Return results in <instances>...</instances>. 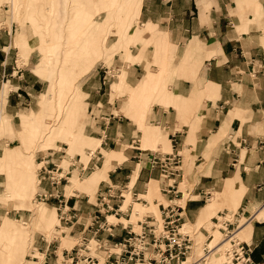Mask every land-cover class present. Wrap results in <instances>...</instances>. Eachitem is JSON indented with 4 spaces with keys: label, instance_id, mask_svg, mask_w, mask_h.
I'll list each match as a JSON object with an SVG mask.
<instances>
[{
    "label": "crops",
    "instance_id": "crops-1",
    "mask_svg": "<svg viewBox=\"0 0 264 264\" xmlns=\"http://www.w3.org/2000/svg\"><path fill=\"white\" fill-rule=\"evenodd\" d=\"M133 1L118 0L117 3L121 9L129 7L131 9L135 4ZM137 1L140 22L137 25L142 28V32L138 33L140 36L138 40L147 41L154 37L155 42L167 44L164 41L166 39L173 49L171 56L175 61L169 72L176 73L177 78L172 82V87L167 88L171 91L166 90L164 78L162 80L161 77L166 70L152 68L156 67L152 64L155 47L147 46L143 60L126 67V82L123 88L127 93L130 92V95H127L126 108L132 112L128 96L137 97L140 92L150 89L153 90L152 94H155V90H158L157 102L161 99L166 108L159 103L153 105L148 121L160 126L166 133L172 152L195 155L194 159L191 158L193 171L201 172L196 176L197 181H194V177L188 178L192 181H190L192 188L186 191L192 197L185 201L183 218L196 220L201 210L209 205L213 193H222L224 187L232 185V196L237 202L235 212L240 214V217L248 219L246 227L251 223L250 231L243 237L246 239L242 240L252 248V264H264V0ZM94 4L96 9L99 2L95 1ZM98 13L102 15L103 10ZM98 13L96 14L99 15ZM10 15L13 16V10ZM102 17L105 18V14ZM106 23L104 21L101 24L89 17L88 20L69 21L61 25L63 35L67 37L65 45L68 47V53L65 54L69 58L65 70L67 80L62 79L57 89L66 91L63 97V105L68 107L66 123L73 113L70 106H75L77 95L81 92L75 80L91 69L95 60L94 43L103 32ZM10 26L13 29V23ZM144 31L147 32L143 34ZM50 33H53V29ZM70 33L76 34L74 41L78 42L76 57L79 61L74 64L75 67H71L69 62ZM126 35L129 36L128 33ZM11 37L8 29L0 28V131L15 138L23 136L22 132L29 128L33 127L36 131L38 117L35 113L22 117L19 128L15 129L10 117L3 115H10L12 120H16L19 111L34 104L40 85L32 73L33 52L28 54L29 64L21 68L14 64L13 58L17 57V50L11 47ZM19 37L21 42L26 40L25 34H20ZM119 40L124 41L126 38ZM148 63L154 71L146 69ZM101 78V72L95 71L92 79L84 84L83 88L88 95V104L93 110V123L89 125L88 130L99 139L95 149L100 145L98 150L102 155L100 149L103 151L111 149L113 153L112 149L118 145L132 146L125 159L127 165L116 164L111 173H107L110 181L108 184L121 187L129 183L133 193L146 197L148 195L146 185L149 186L153 180L157 181L160 173L158 169L151 168L146 160V151L149 149L140 147L138 133L141 131L137 128V123L121 113L117 99L111 101L106 83L101 82ZM157 79H161L162 82L156 87L151 81ZM6 85L9 86L7 89ZM53 89L55 86L52 80L48 91ZM111 91L116 92L112 89ZM50 95V93L46 95V106L51 105L49 103L51 100L48 99ZM173 106L180 107L181 112L179 113ZM137 118L139 120L138 116ZM69 128L68 123L67 129ZM148 133L150 131L147 130L145 134ZM75 135L73 130L71 134L66 135L65 140L70 148L75 145L73 139ZM79 135H82L81 132ZM159 136L160 134L156 132L155 139L157 140ZM35 137H38V133ZM1 149L0 172H4L6 178L5 190L0 199L8 200L10 195L8 191L13 189V185L18 184L16 179L10 178L16 177L20 165L18 160H15L14 165L5 164L7 150L15 153L16 146L2 144ZM114 155L117 157L118 154ZM112 157L107 156V165L113 160ZM120 157L118 155V160ZM137 165L139 169L133 178ZM182 165L181 155V179L184 177ZM191 176H195L194 173ZM106 185L102 184L98 188L95 201L91 205H88L89 200L88 202L83 200L82 195L74 194L69 197L68 205L74 207L79 219V223L67 227L73 235L81 232L82 223L96 210L98 192ZM79 186H82V183ZM74 189L72 183L65 186L67 195ZM39 191L42 189L37 178L36 192ZM63 193L64 191L61 192ZM165 201L167 202L166 199ZM147 202L150 206V202ZM112 203L118 204L117 200H113ZM151 204L156 206L158 211L161 210L160 203L152 201ZM128 216L126 219L129 220L130 214ZM122 217L124 215L119 214L116 218L119 220ZM257 217L258 219H255ZM3 219L6 217L3 216ZM7 222L10 233H15L8 219ZM120 223L122 222L118 221L112 229L115 237L110 241H118L124 236L126 224ZM101 237H106V233ZM50 261V264H54L53 258H50Z\"/></svg>",
    "mask_w": 264,
    "mask_h": 264
},
{
    "label": "rangeland",
    "instance_id": "rangeland-1",
    "mask_svg": "<svg viewBox=\"0 0 264 264\" xmlns=\"http://www.w3.org/2000/svg\"><path fill=\"white\" fill-rule=\"evenodd\" d=\"M95 1L99 2L96 9L94 4ZM132 1L130 0V2ZM117 2L118 0H103L102 3L101 0H0V28L5 27L11 33V47H14V49L17 50V57L15 59L13 58V61L15 60L14 64L16 63L19 68L29 64L28 54L33 52L31 68L34 67V70H32V73L37 77L40 85L38 92L36 93L34 104L27 109L19 111L16 120H12L10 115H3L10 117L13 127L18 129L22 117L35 113L38 117V126L36 131L32 127V129L29 128L26 131H23V136L15 138L12 135L5 134L4 131H0V157L2 155V144L16 146L17 152H12L11 155L13 161H7L10 162V165H14L15 160H18L20 167H26V171L29 173V182H31L27 187V191H24L26 185L23 176L21 172H19L20 174L17 173L15 175L16 177L10 179H16V182L19 184L13 185V189L8 191L10 194L8 195V200L0 199V226L4 220L3 216H5L11 223L12 230L15 231V233H10L9 237H7L2 245L1 249H3V253L0 249V264H28L26 261V255H36L42 258V255H39L38 253L40 251H38L37 247L45 248V242H51L49 250L55 249L60 243L61 246L59 251H61L62 247L70 249L78 242V236L69 232V229L64 227V225L61 227L63 228L62 230L64 233L61 234V232L56 229V226L59 225L56 201L42 202L36 199V194L40 192H36V174L38 157L41 155L48 154V159L55 164H58L60 167H63L65 172L70 165L71 157L80 156V161L87 164V161L90 158L88 153L96 150V142H98L99 139H96L88 130L89 125L93 123V110L88 104V95L83 89L84 84L86 85L92 79L95 71L98 70L101 72V82L106 83L108 89L107 92L109 93L111 101L117 99L120 103L119 110L121 113L137 123V128L141 131V134L138 133L140 147L151 151L172 152L166 133L160 126L148 121V116L151 113L153 105L159 103L165 106L161 99L157 102L156 96L158 90H155V94H152L153 90L150 89L140 92L137 97L130 98V96H128L129 108L132 111L130 112L126 108L127 95H130V92L127 93L123 87H125L126 82V67L133 63L141 62L143 60V54H145V48L153 45L155 51L152 64L156 67L152 68L159 69V71L163 69L166 70L161 74V77L162 80L164 78L163 82L166 86V90H169L167 88L172 87V82L177 78L176 73L169 72L170 66L175 62L174 57L171 56L173 49L170 47L166 39L164 41L167 44L159 43L158 41L155 42L154 37L147 41L143 39L138 40V38H140L138 33L140 34V32H142V28L137 25L140 24L138 18L139 2L134 0L133 2L135 4H133L131 9L130 7L128 9H121ZM12 10L13 16L11 17L10 12H12ZM101 10H103L102 15L105 14V18L98 13ZM89 17H92L96 22L101 24L104 21L107 23L103 27V32L98 39H96V43H94L93 50H95V60H93L94 63L91 66V69L87 73L81 74L75 80L81 92L77 95L75 106H70L73 113L66 123V112L68 107L63 105V97L66 91L64 89H57L62 79L67 80L65 70L68 67L67 59L69 58L65 54L68 53V47L65 45L67 37L63 35V27L61 25L69 21L81 22L84 19L88 20ZM11 23H13V29H11ZM130 23H132V25H130ZM51 29H53V33H50ZM145 32L147 31H144L143 34ZM127 33L129 36L126 35ZM153 33L155 32H152V34ZM20 34H25L26 40L24 42L19 40ZM75 38L76 34L70 33L69 53L71 57L69 62L71 63V67H75L76 65L74 66V64L79 61V58L76 57V54L78 53V42L74 41ZM120 38H126V40L121 41L119 40ZM136 53H138V55H135ZM101 65L103 68H100ZM150 65L151 64L149 63L146 64V69L154 71L150 68ZM106 68L107 71L105 70ZM72 77L73 75L71 74L70 80H72ZM52 80L54 81L55 89L48 91ZM162 80L157 79L154 82L151 81V84L157 87L159 86V83L161 84ZM8 87L9 86L6 85V89ZM111 89L116 92H112ZM6 91L7 90H5V92ZM47 93L51 94L48 97V99L51 100L49 101L51 105L48 106L45 105ZM70 102H72V91ZM174 108L177 109L179 113L181 112L180 107ZM114 111L116 112L117 110ZM137 116L139 117V120ZM68 123L70 125L69 129H67ZM48 130H51L49 134ZM71 130L76 134L73 137L75 145L72 148L69 147V144L65 140L66 135L71 134ZM147 130L148 132L150 131V133L145 134ZM59 131L63 132L60 134ZM79 132H81V136L79 135ZM156 132L160 134L157 140L155 139ZM37 133L38 137H35ZM30 139H33L32 142H30ZM99 146L97 149H99ZM131 149L132 146L126 145H118V147L113 148V153H111V149L107 151L100 149L103 158L99 160L97 166L93 170L82 176L77 173V170L72 171L71 169L70 174L68 175V177H71L70 183L67 185H71L72 183V188L75 189L71 194L67 195L64 187V193L62 195L65 196L64 199H67V203L69 197L74 194L82 195L85 202H88L89 200L90 204L87 203L88 205L94 203L98 188L102 184L110 183V181H108L107 173H111L116 164L122 163L121 166H126L127 161L125 159ZM53 151L60 152L52 153ZM114 153L121 156L119 158L120 160H118V155L115 157L116 155H114ZM180 153L183 156L182 168L184 169V177L181 179L178 189L183 193V198L181 200H175L174 202L184 205L185 207L186 199L192 197L186 191L192 188V181L190 180V182L188 178L194 177V181H197L196 176L201 172H198L197 170L193 171L194 165H192L191 158L194 159L195 155H188L185 152ZM107 156H113V160L108 165L106 159ZM51 167L52 166L49 168ZM138 169L139 165L134 168L135 173H132L133 178ZM193 173L195 176H191ZM5 178L6 174L0 172V195L5 190ZM100 181L102 182L100 183ZM162 181L163 180L159 178L157 181H151L152 183L150 182L149 186L148 184L146 185V187H148V195L144 198L150 202V206L147 201L142 200H139L138 202L146 204L147 206L140 203H135L133 205L135 200L130 195L131 201L128 204L133 207L132 217H130L129 221L125 223L120 218L123 224L130 223L133 226V229L138 231L139 227L136 221L141 219L142 216L151 214L156 218H159L160 211H158L157 207L153 206L151 203L152 201H155L157 204L161 203L167 205L168 201H165L166 196H163L159 190ZM33 183L35 184L34 187H32ZM80 183H82V186H79ZM232 192V185L227 186V188L224 187L222 193H213L212 200L208 202L209 205L205 208V211L201 210L203 213L202 215L200 214L196 220L183 218V221L186 222L183 226V231L191 235L193 242L192 250L188 254L187 262L190 263L193 261L200 252L202 254L201 244L203 245L204 241L206 243L212 241L210 244L213 245L226 238L219 229L221 219L217 216L219 215V211H236L237 202L234 200ZM123 194L126 198L127 192H123ZM130 196L127 199H130ZM180 197L181 196L179 195V198ZM31 208L33 210H31ZM42 211L44 217L43 220L39 222L36 219V215L38 212ZM135 212L138 213V215H135ZM205 212H207V214ZM34 213L35 216L33 215ZM127 214H130V211H128ZM216 217L220 220L218 223L215 220ZM122 218L126 219L128 217L126 215ZM255 219H258V217ZM246 220L248 219L240 217L238 227L233 230V234H235V238L238 240H245L246 238H243L244 234L250 231L251 223L246 228H243L240 234L238 233L239 226ZM112 221L115 223L118 220L113 219ZM235 226L236 224L230 225L228 229L232 230ZM2 238L3 236H0V240ZM33 245L34 248H32ZM221 247L222 249H219L218 253L213 255L215 259L214 261L211 256L212 258L210 259L209 257L204 263L223 264V262L226 261V258L224 255V246ZM91 254L96 255L99 258V261L105 259V253L102 251L96 252L93 244L91 247Z\"/></svg>",
    "mask_w": 264,
    "mask_h": 264
},
{
    "label": "built area",
    "instance_id": "built-area-1",
    "mask_svg": "<svg viewBox=\"0 0 264 264\" xmlns=\"http://www.w3.org/2000/svg\"><path fill=\"white\" fill-rule=\"evenodd\" d=\"M101 67L103 68L102 65ZM105 70L107 71V68ZM55 152L60 151H53L52 153ZM146 152V160L150 167L158 169L160 178L163 180L160 192L169 198H166L167 205L160 203L159 218L146 214L136 221L139 227L138 231H135L133 226L128 223L124 226L126 231L124 236L118 241H110L111 238L115 237L112 229L118 222H109L107 215L112 214L118 217L119 214H122L129 218L127 210L122 211L121 209L125 200L123 192H131L135 201L142 199L138 197L139 194L132 192V186H129V183L121 187L107 184L103 190H99L95 205L96 210L88 215L82 223L81 232L77 235L78 242L73 247L63 249L60 256L57 253L59 244L55 249L49 250L51 242H45L46 247L44 249L37 247L43 253L42 258L36 255H26V258L31 260L32 264H50V258H53L54 264H186L193 242L191 235L182 231L184 205L174 202L180 200L183 195L178 189L181 181V154L177 151L149 150ZM88 154L90 158L87 164L80 161V156L71 157L70 165L65 172L63 167L48 159V154L38 157L36 175L42 191L36 194V199L42 202L56 201L58 221L61 227L63 225L66 228L72 227L79 223L74 207L68 206L67 199H64L65 196L61 192L69 183L68 175L71 169H76L78 174L82 176L97 166L102 156L99 150L90 151ZM50 166L52 167L49 168ZM113 200H117L118 204H113ZM129 207L130 210L128 208V211H131L132 207L130 205ZM217 217L215 220L217 223L220 221L219 229L224 237L229 239L225 251L227 261L223 264H252L251 246L243 240L236 239L235 234H233V230L238 227L240 214L226 210L219 212ZM120 224L123 225V223ZM234 224H236L235 228L228 229L230 225ZM62 233L64 232L62 231ZM103 233H106V237H101ZM92 244L96 252L105 253V259L102 263L96 255L91 254ZM211 250L209 243L204 241L202 254L194 259L191 264L204 263Z\"/></svg>",
    "mask_w": 264,
    "mask_h": 264
},
{
    "label": "bare ground",
    "instance_id": "bare-ground-1",
    "mask_svg": "<svg viewBox=\"0 0 264 264\" xmlns=\"http://www.w3.org/2000/svg\"><path fill=\"white\" fill-rule=\"evenodd\" d=\"M11 13V12H10ZM11 16V15H10ZM0 123H1V121H0ZM50 127H52V126H50ZM50 129V128H49ZM51 129H53V128H51ZM55 130V129H54ZM59 130V129H58ZM51 130H48V134H49V132H50ZM57 131V130H56ZM60 132V131H59ZM61 132H63V131H61ZM61 132H60V134H61ZM57 133H58V131H57ZM57 135V134H56ZM49 136V135H48ZM32 140L33 139H30V142H32ZM12 155V152H10L9 150H7V154H6V156H5V164H10V162H8L9 160L10 161H13V157L11 156ZM109 159H111V158H109ZM8 160V161H7ZM27 162V161H26ZM20 170H22V171H19V172H21V174H22V176H23V179H24V182H25V189H24V191H27V187H28V185H30L31 184V182H29V177H28V175H29V173H28V171H26V167H20ZM20 174V173H19ZM70 178L71 177H68V181H69V183H70ZM68 183V184H69ZM152 183V182H151ZM19 184V183H18ZM67 185V184H66ZM65 185V186H66ZM35 186V184L33 183L32 184V187H34ZM129 186H131V185H129ZM23 189V188H22ZM160 190V189H159ZM126 195V194H125ZM131 192H127V197L125 198V200H124V203L122 204V207H121V209H122V211H126L127 210V212H128V208H129V205L130 204H128L130 201H131ZM130 196V199H127L128 197ZM140 196H143V195H141V194H139L138 195V197L140 198V199H142L143 201H146V199L144 198V197H140ZM145 196V195H144ZM127 200H128V202H127ZM133 200V199H132ZM135 203H137V204H139V203H141V202H138V201H134L133 202V205L135 204ZM141 204H143V203H141ZM144 206H146V204H143ZM33 208V207H32ZM31 208V210H33ZM44 209V208H43ZM204 211H205V209H203ZM34 212V211H33ZM132 212H133V207H132V209H131V211H130V217H132ZM137 212V211H136ZM135 212V215H138V213H136ZM43 213V211L42 212H38L37 213V215H36V219H37V221H42L43 220V217H44V215L42 214ZM202 213L203 212H201V215H202ZM206 214H207V212H205ZM34 216H35V213L33 214ZM43 215V216H42ZM111 217H113V218H111ZM160 217V216H159ZM242 218V217H241ZM107 219H108V221L109 222H114V221H112L113 219H115V220H118L114 215H112V214H109V215H107ZM122 219V221L125 223V222H128L129 220L128 219H124V218H121ZM59 220V219H58ZM120 220V219H119ZM118 220V221H119ZM36 221V222H37ZM117 221V222H118ZM121 221V220H120ZM59 222V221H58ZM247 223H248V220H246L245 222H243L240 226H239V234H240V232L242 231V229L243 228H246V225H247ZM184 224H186V222H184ZM184 224H183V226H184ZM60 225V224H59ZM59 225H57L56 226V229L58 230V231H60L61 232V234H62V230H61V225H60V228H58V226ZM182 231H183V227H182ZM183 232H185V231H183ZM220 233V232H219ZM9 235H10V228H9V225H8V222H7V219H4L3 221H2V223H1V226H0V236H3V238L0 240V249H1V247H2V245L4 244V242H5V240L7 239V237H9ZM213 240V239H212ZM244 241V240H243ZM212 241H210V243H211ZM228 242H229V239L226 237L225 239H223V240H221V241H218L217 243H215V244H213V245H211L210 243H209V247H211L212 248V250H211V252H210V254L207 256V258H206V260L210 257V259L213 257V255H215V254H217L218 253V251H219V249H222V247L221 246H224V250L226 251V249H227V247H228ZM76 244V243H75ZM74 244V245H75ZM73 245V246H74ZM60 246H61V244H59V247H58V249H57V251H58V253H59V255L61 256V252H59V248H60ZM72 246V247H73ZM91 247H92V245H91ZM221 247V248H220ZM63 249H67L66 247L65 248H63ZM62 249V250H63ZM2 250V253H3V249H1ZM201 250H202V244H201ZM39 251V250H38ZM221 252V251H220ZM39 253V255H42V257H43V253H41V252H38ZM201 255V252H200V254L198 255V256H196L194 259H196L197 257H199ZM224 255H225V258H226V261H227V257H226V252L224 253ZM212 256V257H211ZM220 257V256H219ZM187 259H188V257H187ZM193 259V260H194ZM220 259V258H219ZM11 260V259H10ZM205 260V261H206ZM215 259H214V257H213V261H214ZM27 262H28V264H32L30 261L31 260H29V259H27L26 260ZM218 261V260H217ZM24 262V261H23ZM103 261H100V263H102ZM225 262V261H224ZM223 262V263H224ZM192 263V261L189 263V262H186V264H191ZM139 264H145V263H139ZM205 264V263H204Z\"/></svg>",
    "mask_w": 264,
    "mask_h": 264
}]
</instances>
